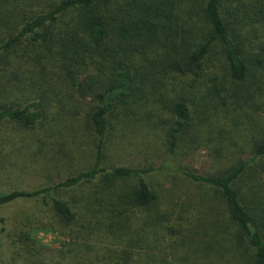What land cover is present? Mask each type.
<instances>
[{"label": "trees", "instance_id": "trees-1", "mask_svg": "<svg viewBox=\"0 0 264 264\" xmlns=\"http://www.w3.org/2000/svg\"><path fill=\"white\" fill-rule=\"evenodd\" d=\"M129 137L157 161L110 163ZM15 138L41 174L61 176L0 191V205L40 196L55 227L84 217L128 247L170 236L190 264H219L211 256L222 253L231 264H264V0H0V171L8 175L24 172L11 158ZM75 138L91 144L86 164ZM198 149L209 171L177 165ZM175 177L198 190H175ZM63 189L74 204L51 194ZM35 218L12 230V245L31 256ZM160 252L153 256L166 262Z\"/></svg>", "mask_w": 264, "mask_h": 264}, {"label": "rangeland", "instance_id": "rangeland-1", "mask_svg": "<svg viewBox=\"0 0 264 264\" xmlns=\"http://www.w3.org/2000/svg\"><path fill=\"white\" fill-rule=\"evenodd\" d=\"M248 28L247 26L246 29ZM131 134L142 135L141 133ZM30 137L31 135L29 139ZM62 137L66 141L70 139V137H67L69 138L67 139L64 135ZM87 141L86 138L82 140L75 138V141L70 145L75 147V144H80V146L75 147L76 150L74 152L80 164H86L89 159L88 149L91 144L88 146ZM133 141L134 139L129 137V140L121 143L114 150L112 160L109 162L124 166H137L147 160L150 162L157 161V159H154L155 154H153L152 150L141 149L138 151L137 147L130 143ZM9 146L15 151L11 158L15 155L18 156V169L24 172L8 175L7 172L0 171V191H8L23 186L37 189L59 180L61 175L58 176L54 173L41 174L42 172L38 166L40 162L35 160L31 155L28 157L31 151H26L21 147L22 143L18 138L12 140ZM20 147L21 149L18 152L17 150ZM9 163V159L5 158L4 164L8 165ZM176 163L180 166L193 167L199 172H206L211 169L210 157L207 155L205 149H198L180 156L176 159ZM32 165H37V169L33 168ZM60 170L62 173H67L65 172V167H62ZM173 181L177 185V189H175L177 191L189 189V192H195V190H198V187L191 186L178 177H175ZM51 194L63 199L67 198L74 204V199L71 196L73 191L66 192L63 189L61 191H53ZM43 202V198L38 196L35 198H19L0 205V254L3 264H35L40 260H45L49 264L58 261L69 264H190V262L181 259L182 256L177 251L182 246L181 242L176 244L167 235L158 242L161 246L154 247L152 245L148 248H139V246L128 247L125 240L105 234V230L103 232V229L100 227L89 229L84 223V217H78L77 221L69 229L50 225L51 223L48 220L50 210L48 206L43 205ZM81 204V198L77 197L75 206L80 208ZM133 213L135 217V219L133 218L134 226V220L136 225V221L141 217V213L143 212L140 209H136ZM30 215H36V218L39 221L41 220V222H34L31 231L28 233L36 250L33 256L30 255L27 249L19 248L15 244L12 245V242L18 244L19 241L17 236L12 234L13 224L17 222L16 220L21 223L24 221V217ZM184 226L189 228V224L187 223H184ZM160 250V253L167 260L166 262H162L160 257L153 256L159 254ZM222 254L223 256L215 254L211 257H213L216 263L231 264L229 255L226 253ZM124 255H129L130 257L127 258Z\"/></svg>", "mask_w": 264, "mask_h": 264}]
</instances>
